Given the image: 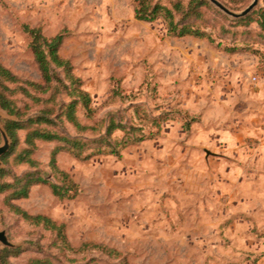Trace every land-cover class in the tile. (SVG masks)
Wrapping results in <instances>:
<instances>
[{"label": "rangeland", "instance_id": "rangeland-1", "mask_svg": "<svg viewBox=\"0 0 264 264\" xmlns=\"http://www.w3.org/2000/svg\"><path fill=\"white\" fill-rule=\"evenodd\" d=\"M207 1L200 15L177 13L176 20L213 39L174 36L163 17L139 20L134 0H0V62L40 81L26 26L62 34L60 53L97 110L90 124L113 114L127 123L136 102L174 116L158 136L119 144L120 155L97 151L105 128L83 134L92 140L90 158L61 151L58 166L77 184L72 198H60L48 183L33 185L27 197L0 193V229L15 244L1 249L9 264H264V33L257 23L237 26L239 18ZM220 1L241 11L252 0ZM259 7L264 0L253 10ZM117 87L135 96L113 95ZM184 115L196 120L190 129L179 119ZM14 118L0 107V126ZM27 131L0 165L7 171L0 180L19 179L20 188L41 174L64 184L51 166L55 142H38L36 166L15 159L27 147ZM11 203L49 216L65 237L24 219Z\"/></svg>", "mask_w": 264, "mask_h": 264}, {"label": "trees", "instance_id": "trees-1", "mask_svg": "<svg viewBox=\"0 0 264 264\" xmlns=\"http://www.w3.org/2000/svg\"><path fill=\"white\" fill-rule=\"evenodd\" d=\"M134 2L135 16L139 20L154 21L163 17L169 33L174 36H208L213 39L195 24L180 23L176 20L177 13H181L183 18H189L195 13L200 15V9L210 5L207 0H190L187 4H184L182 0H171L172 6L155 0H134ZM224 4L233 10L236 9L234 6ZM233 20L237 26L257 23L264 33V7L256 8L246 16ZM26 31L30 34V46L42 76L40 81L23 79L0 62V107L6 110L8 114L15 116L14 119L3 120V128L9 136L11 144L9 150L2 156V162L8 163L11 157L17 153V148L21 142L20 131L28 129L25 138L27 147L22 149L15 156V159L20 164L36 166L37 161L32 155L38 147V142H55L57 145L51 154V166L56 173L64 177L65 183H54L43 178L41 174H37L35 177L30 176L20 188H16L19 179L13 182L0 180V193L14 189L12 192L14 198L27 197L33 185L48 183L53 192L60 198H72L77 193V184L67 172L58 166L57 156L61 151H70L79 158H90L93 153L87 154L86 151L92 140L83 134L92 133V131L102 133L105 128V134L97 138V142L100 143L96 147L97 151L120 155V150H117L119 144L127 147L158 136L163 124L169 119H173L174 116H170L169 112L155 114L152 110L147 109L145 104L136 102L132 105L135 115L127 123L123 122L122 117L116 118L117 115L113 114L108 118H102L96 125L90 124L89 121L95 116L97 110L93 106L91 93L84 88L81 78L74 73L72 62L60 53L64 36L57 34L48 37L39 27L26 26ZM232 49L229 50L232 51ZM116 94L126 98L135 96L132 93L126 94L124 90H118V87L117 91L114 90L113 95ZM20 95L28 97L31 102H25L24 105H21L20 103L23 101L19 100ZM80 110L84 111L85 118L80 114ZM186 117L184 115L179 119L183 120L184 127L190 129L191 124L196 120H187ZM67 124H71L76 129V134H71L68 131ZM115 131H123L124 137L113 141L111 136ZM1 135L0 131V139ZM5 174H7L6 169L0 167V178L4 177ZM10 205L24 219L33 224H43L47 228L57 231L58 237H65L64 226L49 216L30 214L14 203ZM1 258L4 264H9L8 254L4 250ZM37 261L39 264H48L47 260L44 259Z\"/></svg>", "mask_w": 264, "mask_h": 264}, {"label": "water", "instance_id": "water-1", "mask_svg": "<svg viewBox=\"0 0 264 264\" xmlns=\"http://www.w3.org/2000/svg\"><path fill=\"white\" fill-rule=\"evenodd\" d=\"M211 3H213L216 7H218L220 10L228 14L229 16L233 18H241L249 14L260 2V0H252L248 6H246L241 11L233 10L229 7H227L223 2L220 0H209ZM0 131L2 133L3 137V143L0 144V165L2 164V156L9 150L11 141L7 133L5 132L4 128L0 126ZM14 247L15 244L10 240L9 235L7 233L6 229H0V264H4L1 258V249L2 247Z\"/></svg>", "mask_w": 264, "mask_h": 264}]
</instances>
